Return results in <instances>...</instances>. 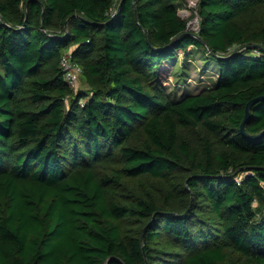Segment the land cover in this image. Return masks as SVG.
Returning a JSON list of instances; mask_svg holds the SVG:
<instances>
[{"label":"trees","instance_id":"trees-1","mask_svg":"<svg viewBox=\"0 0 264 264\" xmlns=\"http://www.w3.org/2000/svg\"><path fill=\"white\" fill-rule=\"evenodd\" d=\"M185 2L0 0V264H264V0Z\"/></svg>","mask_w":264,"mask_h":264},{"label":"rangeland","instance_id":"rangeland-1","mask_svg":"<svg viewBox=\"0 0 264 264\" xmlns=\"http://www.w3.org/2000/svg\"><path fill=\"white\" fill-rule=\"evenodd\" d=\"M179 12L182 16L189 18V28L197 30L199 27V16L196 14L198 0H186ZM166 86L169 91L181 94L186 91H200L206 86H211L216 80V69L213 63L206 64L203 61L202 51H197L195 56L186 57L179 54V59L174 67V72L167 73ZM76 88H88L87 82L80 78Z\"/></svg>","mask_w":264,"mask_h":264},{"label":"built area","instance_id":"built-area-1","mask_svg":"<svg viewBox=\"0 0 264 264\" xmlns=\"http://www.w3.org/2000/svg\"><path fill=\"white\" fill-rule=\"evenodd\" d=\"M61 65L65 79L73 86H76L83 74L82 64L72 59L71 52H65L61 57Z\"/></svg>","mask_w":264,"mask_h":264},{"label":"water","instance_id":"water-1","mask_svg":"<svg viewBox=\"0 0 264 264\" xmlns=\"http://www.w3.org/2000/svg\"><path fill=\"white\" fill-rule=\"evenodd\" d=\"M250 46H253V47H257L258 46V44H249ZM261 99H264V95L263 96H258V97H255V98H253V99H251L249 102H248V104H247V106H246V114H245V118H244V120L242 121V123H241V129L245 132V133H247L246 132V130H245V122H246V120L249 118V116H250V114H251V105H252V103H255V102H257V101H259V100H261ZM249 136H251V137H253V138H256V137H259L260 135H262V134H264V130H262L260 133H258V134H249V133H247ZM145 231H146V226L144 227V232H143V235H144V233H145Z\"/></svg>","mask_w":264,"mask_h":264}]
</instances>
